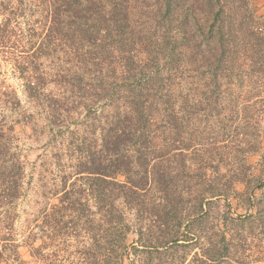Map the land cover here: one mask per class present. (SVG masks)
Listing matches in <instances>:
<instances>
[{
	"label": "trees",
	"instance_id": "1",
	"mask_svg": "<svg viewBox=\"0 0 264 264\" xmlns=\"http://www.w3.org/2000/svg\"><path fill=\"white\" fill-rule=\"evenodd\" d=\"M118 1L109 10L102 0L30 2L29 5L37 4L47 20L45 32L41 33L36 31L43 27L38 28L37 22L29 18L33 15L25 12L23 0H0V54L11 61L23 79L26 96L41 100L39 104L48 126L66 128L71 104L77 102L83 121L92 114L90 133L96 137L94 144L83 140L73 145L72 172L62 174L60 190L53 194L57 197L52 210L54 218L46 216L41 221L42 226L59 227L62 217L57 220L55 211L68 210L73 234L62 241L71 242L72 249L68 250L71 255L61 258L58 250L46 252V244L40 240L38 245L30 246L34 264H262L254 262L257 260L253 257L259 256L252 257L246 252L250 249L248 241L239 238L236 230L226 236V211L215 217L217 221L208 220L210 206L225 198L235 182L244 180L250 165L243 155H233L238 151L234 150L233 154L227 153L229 162L224 157L221 159L224 165L213 166L208 161L210 156L205 159L195 149L199 163L192 167L193 162L190 164L187 158L195 142L200 143L205 134L212 133L207 130L208 107L198 109L195 102L190 105L187 96L178 112L169 98L161 100L154 90L157 76L153 73L147 74L148 78L141 76L144 68L138 71L133 67L135 61H130L134 58L130 50L136 38L124 0ZM171 1H167V14L171 12ZM187 9L189 13L191 10ZM215 9L214 4L206 28L209 41L214 37L221 41L223 36L220 12ZM22 17H28L24 23L34 31V37L40 35L37 44H29L27 50H20L26 46ZM179 33L181 39H187L185 32ZM57 41L69 42L65 46L78 59V70L63 78L73 95L82 97L80 102L72 94L57 99L44 92L48 73L39 59L56 50L60 46ZM114 42L119 48L116 63L120 65L118 72L114 69L115 80L109 81L99 70L98 76H80L86 68L104 65L103 56L115 51ZM220 52L222 56L224 49ZM11 97L20 103L14 91ZM70 131L73 133L69 134H74ZM58 133L55 132L56 135L63 132ZM60 144L63 145V140ZM10 145L9 130L0 120V263L3 264L18 253L19 244L10 231L24 174L23 162ZM177 158L179 174L173 173L169 164ZM60 160L59 156L58 165ZM191 168H195L193 173L189 172ZM118 176L123 179H117ZM183 179L186 185L178 187L175 181ZM253 217L230 218L233 227L229 229L233 230L238 222L246 224ZM207 221L210 228L204 225Z\"/></svg>",
	"mask_w": 264,
	"mask_h": 264
},
{
	"label": "rangeland",
	"instance_id": "2",
	"mask_svg": "<svg viewBox=\"0 0 264 264\" xmlns=\"http://www.w3.org/2000/svg\"><path fill=\"white\" fill-rule=\"evenodd\" d=\"M23 1L25 12L33 15L28 17L37 22L38 28L43 27L36 32H45L47 20L43 13H40L36 3L29 5L35 0ZM102 1L106 10L119 2ZM167 1L124 0L129 24L136 38L135 45L131 47L128 44L132 49L130 54L134 56L130 61H135L133 67L136 70L144 68L141 76L148 78L147 74L152 73L157 76L153 82L156 94L161 95L162 101L169 98L176 111L180 112L181 102L187 96L190 105L195 102L198 109L208 107L207 130L212 133L209 136L205 134L200 143L195 142L187 158L190 164L193 162L192 167H197L199 163L195 149L205 159L210 156L208 161L213 166L220 167L229 162L227 153L233 154L234 150L238 151L233 155H243L250 165V172L244 180L235 182L225 198L215 200L210 206L208 220L217 221L215 217L226 211V236L229 237L236 230L239 238L248 241L250 249L246 252L252 257L259 256L253 257L257 260L254 262L264 264V0H172L170 14L165 12ZM214 4L215 10L220 12L221 41L216 37L210 41L206 38ZM187 8L191 10L189 13ZM185 14L187 17H184ZM28 17L20 18L26 45L20 50H27L29 44H37L40 37H34V31L26 28L24 20ZM180 30L185 32L187 39H181ZM128 34L127 31L126 36ZM66 43L69 42L61 41L56 50H50L45 53L46 57L39 59L48 73L44 92L57 99L73 95L67 79L63 77H70L78 70V59L73 58V52L68 50ZM115 43V51L103 56L104 65L92 66L89 70L86 68L80 76H98L99 70L100 75L105 74L109 81L115 80L114 74L120 68L116 63L119 48ZM125 48L128 50L127 45ZM222 49L224 52L221 56ZM219 57L221 62L217 64ZM23 88L24 81L11 61L0 54V120L2 126L9 130L10 146L21 158L24 169L21 194L15 202L16 215L10 231L15 243L19 244L18 253L15 257L11 256L7 264H34L30 246L38 245L40 240L46 244V252L58 250L56 253L61 258L71 255L68 251L72 249L71 242L68 239L67 242L62 241L73 234L68 210L55 211L57 220L62 217L59 227L56 225L52 229L42 226L41 221L46 216L54 218L52 210L57 197L53 194L60 190L62 174L72 172L73 145L83 140L87 144H94L96 138L90 133L92 114L83 121L81 105L77 102L71 104L66 128L63 125L48 126L47 116L39 104L41 100H30ZM13 91L20 102L18 104L11 97ZM73 97L79 102L82 99L81 96ZM70 130L74 134H69L72 132ZM210 136L215 139L214 142H211ZM62 140L63 145L60 144ZM200 146L207 151V155L199 150ZM242 150L247 152L243 154ZM59 156L60 165L56 163ZM224 157L225 162L221 164ZM169 164L173 173L181 172L178 158ZM236 165H232L231 170ZM194 171L195 168L189 169L191 173ZM182 172L185 173L186 169ZM117 179L123 177L118 176ZM180 181L175 182L183 188L185 179ZM247 215H255V218L246 224L238 222L233 230L229 229L233 227L230 218ZM209 221L204 225L210 228Z\"/></svg>",
	"mask_w": 264,
	"mask_h": 264
}]
</instances>
